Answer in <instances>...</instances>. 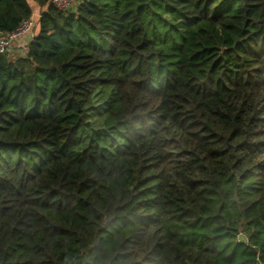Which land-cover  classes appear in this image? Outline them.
Returning a JSON list of instances; mask_svg holds the SVG:
<instances>
[{
    "label": "trees",
    "instance_id": "1",
    "mask_svg": "<svg viewBox=\"0 0 264 264\" xmlns=\"http://www.w3.org/2000/svg\"><path fill=\"white\" fill-rule=\"evenodd\" d=\"M0 264H264V0H0Z\"/></svg>",
    "mask_w": 264,
    "mask_h": 264
},
{
    "label": "built area",
    "instance_id": "2",
    "mask_svg": "<svg viewBox=\"0 0 264 264\" xmlns=\"http://www.w3.org/2000/svg\"><path fill=\"white\" fill-rule=\"evenodd\" d=\"M83 0H50V5L58 11L69 12ZM41 16L35 14L21 21L18 26L8 32H0V54L20 52L28 54L30 45L35 39L37 19Z\"/></svg>",
    "mask_w": 264,
    "mask_h": 264
},
{
    "label": "rangeland",
    "instance_id": "3",
    "mask_svg": "<svg viewBox=\"0 0 264 264\" xmlns=\"http://www.w3.org/2000/svg\"><path fill=\"white\" fill-rule=\"evenodd\" d=\"M42 12V8L40 7V6H37V7H35V10H34V13L35 14H40ZM34 33H35V31H34ZM11 55H14V56H20V55H23L22 53H20V52H13Z\"/></svg>",
    "mask_w": 264,
    "mask_h": 264
}]
</instances>
